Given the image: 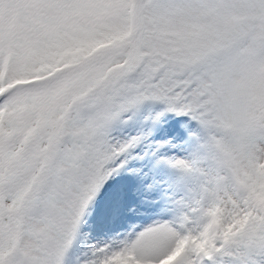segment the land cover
<instances>
[{
  "label": "snow or ice",
  "instance_id": "6c2138e0",
  "mask_svg": "<svg viewBox=\"0 0 264 264\" xmlns=\"http://www.w3.org/2000/svg\"><path fill=\"white\" fill-rule=\"evenodd\" d=\"M0 264H264V0H0Z\"/></svg>",
  "mask_w": 264,
  "mask_h": 264
}]
</instances>
